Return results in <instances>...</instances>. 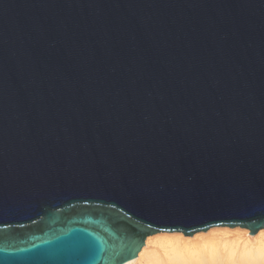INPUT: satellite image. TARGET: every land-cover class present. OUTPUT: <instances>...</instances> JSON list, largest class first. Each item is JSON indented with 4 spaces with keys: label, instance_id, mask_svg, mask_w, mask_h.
Returning a JSON list of instances; mask_svg holds the SVG:
<instances>
[{
    "label": "water",
    "instance_id": "water-1",
    "mask_svg": "<svg viewBox=\"0 0 264 264\" xmlns=\"http://www.w3.org/2000/svg\"><path fill=\"white\" fill-rule=\"evenodd\" d=\"M215 227L264 228V0H0V264Z\"/></svg>",
    "mask_w": 264,
    "mask_h": 264
},
{
    "label": "bare ground",
    "instance_id": "bare-ground-1",
    "mask_svg": "<svg viewBox=\"0 0 264 264\" xmlns=\"http://www.w3.org/2000/svg\"><path fill=\"white\" fill-rule=\"evenodd\" d=\"M125 264H264V228L253 236L240 227L213 228L192 237L154 234Z\"/></svg>",
    "mask_w": 264,
    "mask_h": 264
},
{
    "label": "snow or ice",
    "instance_id": "snow-or-ice-1",
    "mask_svg": "<svg viewBox=\"0 0 264 264\" xmlns=\"http://www.w3.org/2000/svg\"><path fill=\"white\" fill-rule=\"evenodd\" d=\"M149 227H152V225H149ZM158 230H161V231H163V230H164V228H160V229H158ZM167 230H169V231H175V230H176V228H175V227H168V228H167ZM194 230H197V229H194Z\"/></svg>",
    "mask_w": 264,
    "mask_h": 264
},
{
    "label": "rangeland",
    "instance_id": "rangeland-1",
    "mask_svg": "<svg viewBox=\"0 0 264 264\" xmlns=\"http://www.w3.org/2000/svg\"><path fill=\"white\" fill-rule=\"evenodd\" d=\"M215 228H229V227H215ZM235 228H236V227H235ZM237 228H239V227H237ZM211 229H213V228H210V229H208V230H211ZM231 229H234V228H231ZM208 230H207V231H208ZM199 233H205V232H198V233H195V234H199ZM195 234H194V235H195Z\"/></svg>",
    "mask_w": 264,
    "mask_h": 264
}]
</instances>
